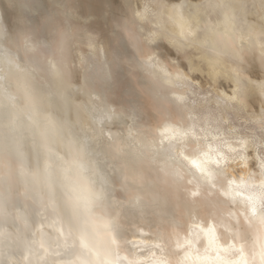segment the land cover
I'll return each mask as SVG.
<instances>
[{
	"label": "bare ground",
	"instance_id": "1",
	"mask_svg": "<svg viewBox=\"0 0 264 264\" xmlns=\"http://www.w3.org/2000/svg\"><path fill=\"white\" fill-rule=\"evenodd\" d=\"M263 33L264 0H0V264H264Z\"/></svg>",
	"mask_w": 264,
	"mask_h": 264
},
{
	"label": "rangeland",
	"instance_id": "2",
	"mask_svg": "<svg viewBox=\"0 0 264 264\" xmlns=\"http://www.w3.org/2000/svg\"><path fill=\"white\" fill-rule=\"evenodd\" d=\"M255 3L254 2H247L244 5V9L242 12H240V16L238 17V23L243 27V28H248L250 22V19H248L249 13L254 11ZM218 13V12H217ZM211 16V15H210ZM264 34V33H263ZM264 36V35H263Z\"/></svg>",
	"mask_w": 264,
	"mask_h": 264
},
{
	"label": "snow or ice",
	"instance_id": "3",
	"mask_svg": "<svg viewBox=\"0 0 264 264\" xmlns=\"http://www.w3.org/2000/svg\"><path fill=\"white\" fill-rule=\"evenodd\" d=\"M247 71H249L250 75H254L257 78L264 76V70H262L261 68H257V66L254 63L250 65Z\"/></svg>",
	"mask_w": 264,
	"mask_h": 264
}]
</instances>
